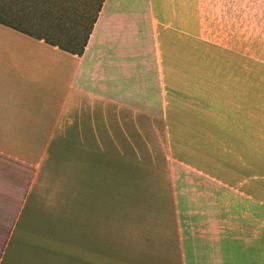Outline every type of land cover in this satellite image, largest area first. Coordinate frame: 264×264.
<instances>
[{"label":"crops","instance_id":"crops-1","mask_svg":"<svg viewBox=\"0 0 264 264\" xmlns=\"http://www.w3.org/2000/svg\"><path fill=\"white\" fill-rule=\"evenodd\" d=\"M10 11L0 0V264H264L258 192L237 227L232 187L187 171L179 35L152 0H102L76 41Z\"/></svg>","mask_w":264,"mask_h":264},{"label":"rangeland","instance_id":"rangeland-1","mask_svg":"<svg viewBox=\"0 0 264 264\" xmlns=\"http://www.w3.org/2000/svg\"><path fill=\"white\" fill-rule=\"evenodd\" d=\"M3 2L10 12L24 15L14 24L42 34L65 32L76 41L102 0ZM152 2L155 19L179 35L169 40L170 53L179 50L170 57L180 62V68L169 69V117L179 129L173 137L184 142L187 171L232 187L233 222L241 227L246 217L257 218L251 206L242 217L246 194L254 195L250 205L256 204L257 192L264 201V0ZM59 180L50 187L64 189ZM258 220V233L250 235L264 237V210Z\"/></svg>","mask_w":264,"mask_h":264},{"label":"trees","instance_id":"trees-1","mask_svg":"<svg viewBox=\"0 0 264 264\" xmlns=\"http://www.w3.org/2000/svg\"><path fill=\"white\" fill-rule=\"evenodd\" d=\"M95 15H96V14H95ZM94 19H95V17L93 18V20H92L91 23L89 24L90 27H91V24L93 23ZM90 27H89V29H90Z\"/></svg>","mask_w":264,"mask_h":264}]
</instances>
